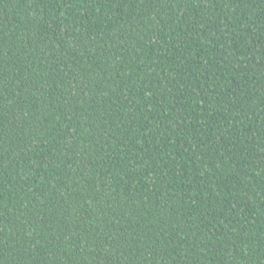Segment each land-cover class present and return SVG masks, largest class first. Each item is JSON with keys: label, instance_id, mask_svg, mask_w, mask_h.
Instances as JSON below:
<instances>
[{"label": "trees", "instance_id": "1", "mask_svg": "<svg viewBox=\"0 0 264 264\" xmlns=\"http://www.w3.org/2000/svg\"><path fill=\"white\" fill-rule=\"evenodd\" d=\"M0 264H264V0H0Z\"/></svg>", "mask_w": 264, "mask_h": 264}]
</instances>
